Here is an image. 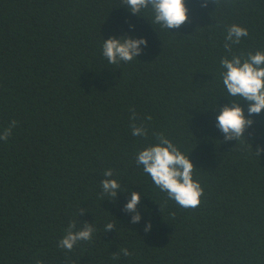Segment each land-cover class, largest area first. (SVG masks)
Listing matches in <instances>:
<instances>
[{
  "label": "trees",
  "instance_id": "1",
  "mask_svg": "<svg viewBox=\"0 0 264 264\" xmlns=\"http://www.w3.org/2000/svg\"><path fill=\"white\" fill-rule=\"evenodd\" d=\"M185 3L187 22L166 31L121 0H0V132L17 121L0 140V264H264V110L243 140L224 142L216 127L230 103L219 58L264 49V0ZM234 22L250 34L229 51ZM123 35L147 47L109 64L103 39ZM133 108L147 137L132 135ZM154 132L195 165L197 208L168 200L136 165ZM108 168L121 185L115 200L100 186ZM132 191L137 223L124 211ZM71 221L96 231L66 252L57 244ZM122 248L133 255L114 260Z\"/></svg>",
  "mask_w": 264,
  "mask_h": 264
},
{
  "label": "clouds",
  "instance_id": "2",
  "mask_svg": "<svg viewBox=\"0 0 264 264\" xmlns=\"http://www.w3.org/2000/svg\"><path fill=\"white\" fill-rule=\"evenodd\" d=\"M208 0H201V6L207 7ZM121 5L137 16L150 14L151 24L159 25L162 29L169 31L173 28H180L188 20L189 9L185 0H121ZM134 28V25H129ZM249 29L240 23H231L226 26L223 34V47L229 51L233 46L239 45L241 41L249 36ZM146 37L133 38L123 35L119 38L111 36L103 39L102 55L112 65H119L121 62L130 63L142 53L147 47ZM143 46V47H142ZM219 75L223 87L226 89V96L230 103L220 107L216 116V127L223 133V141L243 140L245 131L253 124L252 115H259L264 110V49L255 51L239 52L223 55L219 58ZM247 101V114L239 101ZM137 113L131 110V124L133 136L147 137L148 129L143 124H137ZM147 120H151L149 115ZM17 121L12 120L10 124L0 132V140L7 142L12 135V129ZM155 143H149L135 155L136 165L142 167L152 183L161 192L166 193L167 199L174 201L183 209H195L201 203L204 189L200 181L194 178L195 165L168 136L163 132H154ZM264 152V146H258L256 155ZM103 179L100 182L102 193L107 198L115 200L117 193L121 191V185L113 178V169L104 170ZM140 202V193L132 191L131 198L124 205V211L133 213L132 223L141 219L137 211V204ZM87 211L81 208L83 213ZM115 227L109 221L104 225V231ZM151 222L145 226L149 231ZM96 231L93 223L83 222L78 228L76 221H71L65 229V234L59 239L57 247L71 252L79 242H91L93 233ZM121 255L131 257L133 254L127 248L119 249L113 253V259L119 260ZM35 264H45L44 260H36Z\"/></svg>",
  "mask_w": 264,
  "mask_h": 264
}]
</instances>
